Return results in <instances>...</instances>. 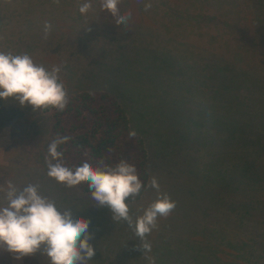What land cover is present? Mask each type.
I'll use <instances>...</instances> for the list:
<instances>
[{"label":"trees","instance_id":"trees-1","mask_svg":"<svg viewBox=\"0 0 264 264\" xmlns=\"http://www.w3.org/2000/svg\"><path fill=\"white\" fill-rule=\"evenodd\" d=\"M21 1L28 2V6L23 7L22 16L27 9L32 11L35 3L43 5L39 19H44L51 28L46 34L40 32L43 27L39 26L37 32H32L36 20L31 14L33 19L26 17L27 30L16 42L18 55L28 54L34 63L49 71L52 56H59L63 69L67 70L77 62H90L88 66L81 65L77 72L81 75L76 77L77 81L87 79V83L75 82L72 86L74 93L67 95L68 103L63 110L31 106L38 113H47L45 130L49 144L58 137L68 138L58 146V151L63 153V163L74 168L88 161L93 167L105 169L126 160L135 165L144 184L140 194L128 198L126 203L138 201L150 183L149 155L144 138L137 133L130 135L133 132L131 120L119 101V95L130 99L127 96L130 91L134 98L142 101L145 98L158 104H162V100L168 101L156 107L153 115L156 124L147 120L141 129L146 133L155 130L151 143L160 156V165L166 170V177L162 178L166 186L162 191L178 203L179 191L191 189L195 193L193 212L200 211L202 219L194 222H201L199 226L193 224L191 227L199 250L194 246L192 250L195 252L190 253L204 258L209 256L212 264H264V213H260L264 208V81L258 83L257 73L262 70L264 75V60L261 59L264 56V25L257 28V25L253 26V17L243 23L242 17L239 18L240 13L246 14L247 10L254 14L252 0H236V17L232 20L223 16L215 6L213 15L219 14L223 29L218 34L209 29L205 32L192 29L190 35L196 34L195 41L190 40L183 26L188 20H202L205 16L199 11L205 8H195L196 14L190 18L189 8H183L186 4L178 0H123L126 12L131 10L129 25L133 26L131 33L118 36L123 39L117 38V42H121L117 47L100 45L107 40L105 36L102 40L99 32L88 30L79 36L77 26L86 21L79 7L89 0ZM90 1L101 5V0ZM145 3H151L147 11ZM2 6L5 10L0 9V31L19 22L11 18L4 24L3 19L11 8L7 2ZM118 8L120 10V3ZM144 18L148 20L147 25ZM68 22L75 23L69 35H73V41L76 38L78 43L84 41L92 50V61L81 51L73 52V46L68 44V37L62 29ZM226 31L229 35L221 41L220 37ZM203 35L207 39L203 40ZM23 36L29 37L25 46L20 45ZM0 44L5 52L16 49L9 34L1 35ZM37 49L41 53L35 52ZM244 52L249 54L251 61ZM63 53L66 57H62ZM189 57L192 61L187 62ZM96 67L104 70L102 78L93 77ZM65 69L66 73H63L69 79L70 74ZM112 73L114 76H110ZM118 76L124 77L125 83L109 80ZM60 79L64 83L61 76ZM127 82L133 90L123 91ZM170 83L175 87L168 85ZM139 116L144 122L146 117L149 118L144 113ZM29 119L27 117L24 122L28 124ZM36 140L33 135L12 138V145L6 151L10 158L6 165L0 164V208H3L2 200L7 199L9 182L20 190L29 184L36 185L39 193L54 201L59 211L70 209L74 217L81 216L90 221L94 255L87 264H150L148 257L153 253L144 252L140 238L132 231H125L121 240L119 234L115 233L117 235L113 237L108 232L101 247L96 246L94 235L98 229H103L100 220L97 222L96 212H111L107 207L97 206L87 182L60 187L54 178L48 176V167L44 163L36 165L34 159L30 161L35 166L26 176L18 175L17 152L20 155L41 152ZM42 183L46 184L45 188ZM219 191H224L222 197ZM128 227L126 222L123 228ZM170 229L174 230V227ZM110 231L117 232L116 229ZM156 237L157 233L148 234L146 239L152 248H160L162 251H157L161 254L165 246L184 254L180 248H186L187 244L183 242L184 245L178 247L180 237L176 236L175 240V236L168 235L159 242ZM103 249L104 258L101 257ZM115 252L119 261L109 263ZM23 262L51 264L43 245L37 253L24 257Z\"/></svg>","mask_w":264,"mask_h":264},{"label":"clouds","instance_id":"clouds-1","mask_svg":"<svg viewBox=\"0 0 264 264\" xmlns=\"http://www.w3.org/2000/svg\"><path fill=\"white\" fill-rule=\"evenodd\" d=\"M55 2L59 3V0ZM119 3L120 0H101V7L115 17L117 24L127 25L131 10L121 14ZM91 7L89 0L80 5L79 11L84 14ZM150 7L151 3L144 4L145 11ZM50 28L51 25L46 22L45 32ZM60 71L59 67L47 70L43 65L34 63L28 54L0 52V99L13 98L20 106L63 110L68 96L59 76ZM130 135L134 136L135 132ZM67 139L58 137L49 144L50 158H46L48 176L68 187L87 182L97 206L109 208L114 221H127L140 238L144 252H150L147 235L158 227L159 218H167L171 214L176 202L161 190L158 179L153 177L148 187L155 189L156 198L133 221L126 200L139 195L144 187L135 165L121 160L102 169L84 161L70 168L62 161L63 153L58 151V146ZM6 198L7 206L0 208V249L14 254L16 260L37 253L42 245L51 264H87L94 255L90 243L93 238V233L89 232L90 221L74 217L70 209L59 211L54 201L39 193L36 185L29 184L20 190L9 182ZM148 259L150 264H155L153 257Z\"/></svg>","mask_w":264,"mask_h":264},{"label":"rangeland","instance_id":"rangeland-1","mask_svg":"<svg viewBox=\"0 0 264 264\" xmlns=\"http://www.w3.org/2000/svg\"><path fill=\"white\" fill-rule=\"evenodd\" d=\"M36 1V0H34ZM147 1V0H144ZM180 3L184 2L183 8L185 6H187L189 9L188 11H190V18L194 17V14H196V12H194L195 8H199V9H204L202 11H199L201 13H204V18L202 20H198L197 21H189L188 20V24L184 23V26L186 28V31L188 32V35H190V31L192 29H196L199 28L202 31L205 32L206 29L212 30L214 33L218 34L219 32H221V30L223 29V26L219 23H221V17L219 16V14H215V16L213 15V8H215V6H217L220 10L221 13L223 14V16H225L226 18H230L231 20L234 19L236 17V10L237 8H235L234 4L236 3V0L234 2V0H199L201 2H197L195 0H178ZM7 2L11 8L10 12L7 14V16H5V19H3L4 24L8 22L9 19L12 18V20H16L19 22L18 23H13L12 26H9L8 29H3L2 31H0V39H1V35L3 34H9V37L12 38L15 41V44H13V46L16 48L15 50H11L10 53H12L14 55V51H15V55H18V44L16 43L19 39V36L22 34V32H24L25 30H27V25H26V17L28 19H35V26L33 27V29H31L32 32H37L38 30V26L39 27H43L42 29H39L40 32L45 33V20H40V9H44L43 5H39L36 4L32 5V11L29 12V9L26 10L25 15H21V12L28 6V2L27 1H21V0H1V5H0V9L4 8L2 5ZM89 2V1H86ZM85 2V3H86ZM91 4L95 5V3L93 1H90ZM195 2V4H194ZM253 3V11L254 14L250 11L247 10L246 14L244 13H240L239 18L241 19L242 17V23L243 21L246 22V20L251 19V17H253L254 21H253V26L257 25V28H259L260 24L261 26L264 25V0H252ZM241 4V1H240ZM77 5V4H75ZM92 5V6H93ZM200 7H197V6ZM26 6V7H25ZM23 7H25L23 9ZM98 8V9H97ZM239 8H242V5L239 6ZM5 10V8H4ZM120 10L121 14L126 13V7L124 6V1L120 0ZM239 10V9H238ZM187 11V12H188ZM250 11V12H249ZM33 14H32V13ZM197 12V14L199 13ZM88 13V14H87ZM84 13V15L86 16V21L80 23V26H77L78 32H79V36L82 34H85L86 31H91V32H99L100 36H102V40L105 36V40H103V43H100V45L102 44H110L111 46H115L117 47V44H120L121 42H117V38H121L123 39V37H118L119 35H123V34H129L131 33L130 30L132 31V26L133 25H129V22L127 25H122V24H117L115 21V17H113L111 15L110 12H108L106 9H103L101 7V5H95L93 7L90 8V10ZM186 13V11L184 12ZM33 17H31L30 16ZM87 14V15H86ZM25 16V17H24ZM38 16V17H37ZM89 16H91V18L89 19ZM207 16V19H206ZM209 17H213V18H209ZM37 18V19H36ZM244 18V19H243ZM247 18V19H245ZM133 22H135L134 19H132ZM144 24L147 25L148 24V20L146 18H144ZM75 24L73 22H68L67 24L63 25L62 29L65 31V36L68 37L67 42L69 45L73 46V52H78L81 51L83 52V54H86L87 57L89 58L90 61L93 60V52L91 49L87 48L85 46V44L83 43L84 41H81V43H78L76 40L73 41V35H69V32L72 30V25ZM248 24H251V22H249ZM68 27V28H67ZM264 29V27H262ZM260 31V29H258ZM12 31L15 32V34L12 35ZM104 32L106 33V35H104ZM248 32H250V30H248ZM249 34V33H248ZM132 35V34H131ZM229 35L228 31H226V33H222L220 40L222 41V39L227 38ZM264 36V30H263V34ZM205 36L203 35V40L207 39L204 38ZM57 38V37H56ZM166 38V36H165ZM75 39V38H74ZM120 39V40H121ZM219 39V38H218ZM260 39H262L260 37ZM148 39H145L144 42H147ZM190 40L195 41L197 40V36L195 33H192L190 35ZM263 40V39H262ZM124 41V40H123ZM29 42V37L28 36H23L22 37V41H20V45L21 46H25L26 44H28ZM126 42V41H124ZM2 45L0 44V52H4V53H9V52H5L4 51V47L2 49ZM13 48V47H12ZM53 51H57V50H53ZM35 52L37 53H41V50H36ZM264 53V52H263ZM55 54V52H54ZM244 54L247 55V57H249L250 61H251V57L248 56L249 54L244 52ZM22 55V54H21ZM37 55V54H36ZM62 57H66V53H63ZM61 57V58H62ZM85 57V58H87ZM261 59L264 60V56H261ZM61 59H59V56L57 57H51L49 59L51 68L53 67H59L61 69V73H59V75L61 76L62 80L65 83V88L67 89V95L74 93L73 91L75 90L72 86H74L75 82H80V84L83 83H87V79H82L77 81L76 77L81 75V72H78V69L85 65H89L90 62L86 61L84 64L83 62H77L75 64H72L71 66H69V70L65 69L67 72H69L70 74V78L68 79V77L64 74L66 73L63 69V66L60 62ZM188 61H192V59L189 57L187 60ZM77 69V71H76ZM64 72V73H63ZM72 72V73H71ZM104 70H98V68H95V74L93 77L98 78L101 77L102 78V74H103ZM258 83H262L264 81V75L262 73V70H258ZM110 76H114V73H112ZM120 78V76L118 77H113L110 78L109 80L112 83H125V81H123ZM71 82V83H70ZM135 82V81H134ZM70 83V85H69ZM73 84V85H71ZM168 85H172V87H175V85L172 83L168 84ZM167 85L165 84L164 87H166ZM79 87V86H78ZM82 89V88H80ZM131 89L128 82L125 84V88L123 91H127ZM133 90V89H131ZM194 90V88H193ZM194 91H198L194 90ZM129 98L126 99V97H122L121 95H119V101L121 103V105L123 106V108L125 107L128 116L130 117L131 120V129L133 132L140 134L144 140H145V144L147 145V150H148V159H149V168L151 171V177H150V181L153 177H156L161 185V190H163V188L166 186V183H164V181H162L163 177H166V170L162 168V166L160 165V156L157 153V149L153 146V144L151 143V139H154V129H150L149 133L147 132H143V130L141 129L143 125H145V123H147V120L150 122H154V124H156V120L154 119L153 115L156 114V107L165 105V103H168V101L166 100H162V104H158L155 101H152L148 98H145L143 101L140 99L134 98V94L130 91H128V95ZM177 105V102L176 104ZM170 110V108H169ZM167 111V109H166ZM144 113L146 114V116H148L149 118L146 117L145 122L141 120L140 118V114ZM148 114V115H147ZM47 113H38L36 110L32 109L31 105H25V106H20V104L18 103V101H16L13 98H8L6 100L4 99H0V164L2 166L7 164V160L10 158L7 155L8 149L11 147L12 145V138L13 137H27L30 135H33L37 140V144L39 145L38 147L42 148V151L40 152H30V153H22V155L16 154V163H17V168H18V175L19 176H26L27 172L29 170L32 169V167H34L35 165L31 163V159H34L36 161V165H40L44 163V166H47V160L46 158H50L49 157V153H48V147H49V140H46L48 137V134H46V116ZM27 117H30L29 119V123L26 124L24 122V120H27ZM32 120V122L30 123V121ZM174 122V119H173ZM168 124L171 123V121H167ZM160 124V122H159ZM139 127V128H138ZM15 145V144H14ZM20 145V144H18ZM24 148V147H23ZM12 155H14V152L12 153ZM185 175L186 172L184 173ZM47 181V180H46ZM44 182V181H43ZM49 183H47L48 185ZM57 184L60 187H64L67 186L65 183H59L57 182ZM43 187L44 185H46L45 183H42ZM45 188V187H44ZM221 189H224L223 187H221ZM220 197L223 196L224 191H219ZM180 197L179 203L178 201H176V199L174 197H170L172 200H174L176 202V207L174 208V210L171 212V214L167 217V218H159L157 221L158 227L153 229L151 231V235L157 233V237H156V242L159 241H163L164 239L168 238V235H173L175 237H173L175 240L177 239L176 236L180 237L181 242L178 244V247H181V245H184V243L187 244V247H181L180 249L184 250V254L182 255L181 253H178L177 250L175 248H169V246H165L163 247V254H161L160 252L157 251L160 250L162 251L160 248H152L151 246V251L147 252V254H151L153 253L150 257H153L155 260V264H212V260L209 256L207 257H200L199 255H195L193 253L190 252H195L192 250V248L195 246L196 249H198L197 245H196V240H195V236L192 234L191 232V227L193 226L194 222L196 220L202 219L200 216V211L198 212H193V206L196 203L195 202V193L193 190L189 189V190H183V191H179L177 194ZM201 196V195H200ZM207 197V195H205ZM156 198V191L155 189H152L150 187H148L143 195V197L141 199H139L136 202L130 203L128 204L129 206V214L132 217L133 221H135L136 217L140 216L143 214V211L145 208L148 207V205ZM208 198V197H207ZM2 207H6L8 204L7 199H3L2 200ZM260 213H264V208L260 210ZM97 216V222L100 220L101 224L103 225V229H98V232L96 235H94V237H96V246H100L103 244V240L105 241V235L109 232L112 233L113 235L115 233L119 234L120 236L118 238H120L123 235H126L127 231H133V229L129 226L127 229L123 228V225L127 222V221H114L112 219V214H108V212H103L100 213V210H98L96 212ZM81 217V216H80ZM84 218V217H81ZM85 219V218H84ZM88 219V218H87ZM201 224V222H196L194 225L199 226ZM173 226L174 230L170 229V227ZM112 229H116L117 232H112L110 230ZM126 231V232H125ZM111 234V235H112ZM116 234V235H117ZM128 234V233H127ZM116 235H114L113 237H115ZM123 241V240H122ZM160 244V243H157ZM95 246V247H96ZM101 247V246H100ZM160 247V246H159ZM169 248V249H167ZM199 250V249H198ZM105 250L103 249L101 257L104 258V253ZM111 253V251H109ZM200 252V251H199ZM198 253V252H197ZM117 253L115 252L113 254V256L111 257L109 263H116L117 261H119L117 255ZM156 257V258H155ZM110 258V257H109ZM108 258V259H109ZM107 259V260H108ZM0 264H24L23 259L21 260H16L14 258V254L9 253L3 249H0Z\"/></svg>","mask_w":264,"mask_h":264}]
</instances>
